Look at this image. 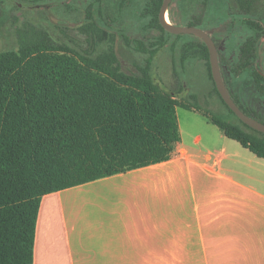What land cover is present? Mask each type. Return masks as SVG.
<instances>
[{
    "label": "trees",
    "instance_id": "obj_1",
    "mask_svg": "<svg viewBox=\"0 0 264 264\" xmlns=\"http://www.w3.org/2000/svg\"><path fill=\"white\" fill-rule=\"evenodd\" d=\"M161 4L147 0L141 14L166 31L158 21ZM183 53L205 61L213 92L237 118L211 114L209 120L264 158V133L243 123L216 89L206 44L196 37ZM255 57L252 45L229 76L249 80L264 101V75L254 67ZM110 58L59 44L43 30L27 35L17 48L0 50V264H33L44 194L170 158L179 140L175 108L191 103L155 81L152 59L129 73ZM228 90L245 114L264 123L261 113Z\"/></svg>",
    "mask_w": 264,
    "mask_h": 264
},
{
    "label": "crops",
    "instance_id": "obj_2",
    "mask_svg": "<svg viewBox=\"0 0 264 264\" xmlns=\"http://www.w3.org/2000/svg\"><path fill=\"white\" fill-rule=\"evenodd\" d=\"M44 194L33 264H264V158L224 133Z\"/></svg>",
    "mask_w": 264,
    "mask_h": 264
},
{
    "label": "rangeland",
    "instance_id": "obj_3",
    "mask_svg": "<svg viewBox=\"0 0 264 264\" xmlns=\"http://www.w3.org/2000/svg\"><path fill=\"white\" fill-rule=\"evenodd\" d=\"M146 1L0 0V50L17 48L27 35L43 30L55 42L81 53L111 57L113 65L125 72L138 73L152 59L155 81L163 89L177 93L178 100L191 103L189 108H175L183 136L190 140L193 134L200 133L210 139L209 129L215 134L221 130L209 120V115L234 122L237 118L213 92L205 61L183 58L185 43L196 41L195 35L170 33L152 23L150 16L141 14ZM171 1L168 18L178 26H196L213 35L215 27L226 26L230 18L227 0ZM262 6L258 0L255 9ZM261 61L264 64V51ZM238 79L228 75L232 93L264 117V101L256 97L249 80Z\"/></svg>",
    "mask_w": 264,
    "mask_h": 264
},
{
    "label": "flooded vegetation",
    "instance_id": "obj_4",
    "mask_svg": "<svg viewBox=\"0 0 264 264\" xmlns=\"http://www.w3.org/2000/svg\"><path fill=\"white\" fill-rule=\"evenodd\" d=\"M246 1L227 0L229 7L227 14L230 18L227 20L226 26L215 27L213 35L209 34L217 50L218 63L224 83L226 79L228 80L225 72L230 75L229 68L234 69L241 60L240 56L245 58L252 45H255L256 48L254 67L260 74L264 75V64L261 61V52L264 51V47H262L264 43V0H259L263 4L259 10L255 9L258 0H255L252 7L242 4ZM171 3L172 1L168 8H170ZM231 19L232 21H230ZM243 60L245 61V59ZM228 86L230 88L229 84ZM228 86H226L227 90Z\"/></svg>",
    "mask_w": 264,
    "mask_h": 264
},
{
    "label": "water",
    "instance_id": "obj_5",
    "mask_svg": "<svg viewBox=\"0 0 264 264\" xmlns=\"http://www.w3.org/2000/svg\"><path fill=\"white\" fill-rule=\"evenodd\" d=\"M170 2L171 0H162V4L158 12V21L160 25L167 32L170 33H191L196 37L200 38L206 44L209 53V64H210L211 75L215 87L218 90L222 100L243 123H245L246 125L257 131L264 133V123L245 114L236 105V103L233 101L232 97L230 96L221 75V71L218 63L217 50L210 35L203 29L198 28L196 26H178L173 22H171L169 18L166 16L168 13V6Z\"/></svg>",
    "mask_w": 264,
    "mask_h": 264
},
{
    "label": "bare ground",
    "instance_id": "obj_6",
    "mask_svg": "<svg viewBox=\"0 0 264 264\" xmlns=\"http://www.w3.org/2000/svg\"><path fill=\"white\" fill-rule=\"evenodd\" d=\"M166 16L168 17V14Z\"/></svg>",
    "mask_w": 264,
    "mask_h": 264
}]
</instances>
